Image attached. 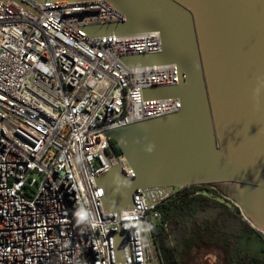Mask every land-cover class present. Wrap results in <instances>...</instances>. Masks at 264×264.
Listing matches in <instances>:
<instances>
[{
    "label": "built area",
    "instance_id": "obj_1",
    "mask_svg": "<svg viewBox=\"0 0 264 264\" xmlns=\"http://www.w3.org/2000/svg\"><path fill=\"white\" fill-rule=\"evenodd\" d=\"M124 15L103 0H0V264H163L162 200L107 213L98 178L112 165L104 131L177 113L178 98L142 89L179 83L177 64L129 69L119 57L159 53V31L91 38L78 27ZM127 232V233H126Z\"/></svg>",
    "mask_w": 264,
    "mask_h": 264
},
{
    "label": "water",
    "instance_id": "obj_2",
    "mask_svg": "<svg viewBox=\"0 0 264 264\" xmlns=\"http://www.w3.org/2000/svg\"><path fill=\"white\" fill-rule=\"evenodd\" d=\"M103 1L124 19L78 29L91 38L159 31L161 52L119 59L129 69L177 64V85L142 93L144 102L181 104L177 113L103 132L135 173L117 163L99 176L104 210L134 209L139 189L154 202L209 185L264 235V0ZM124 234H117L119 264H126Z\"/></svg>",
    "mask_w": 264,
    "mask_h": 264
},
{
    "label": "trees",
    "instance_id": "obj_3",
    "mask_svg": "<svg viewBox=\"0 0 264 264\" xmlns=\"http://www.w3.org/2000/svg\"><path fill=\"white\" fill-rule=\"evenodd\" d=\"M112 147L122 154L116 142ZM177 189L158 207L162 220L155 235L160 250L177 264H200L209 251L217 253V264H264L262 254L240 246L238 238L255 229L219 190L209 185Z\"/></svg>",
    "mask_w": 264,
    "mask_h": 264
},
{
    "label": "rangeland",
    "instance_id": "obj_4",
    "mask_svg": "<svg viewBox=\"0 0 264 264\" xmlns=\"http://www.w3.org/2000/svg\"><path fill=\"white\" fill-rule=\"evenodd\" d=\"M178 188L177 190H179ZM244 236L238 238L240 246L254 255L264 256V235L257 230L245 231ZM218 258L215 251L206 252L200 264H217Z\"/></svg>",
    "mask_w": 264,
    "mask_h": 264
},
{
    "label": "flooded vegetation",
    "instance_id": "obj_5",
    "mask_svg": "<svg viewBox=\"0 0 264 264\" xmlns=\"http://www.w3.org/2000/svg\"><path fill=\"white\" fill-rule=\"evenodd\" d=\"M161 260L163 264H177L176 261L173 260V257L170 253L167 254H160Z\"/></svg>",
    "mask_w": 264,
    "mask_h": 264
}]
</instances>
